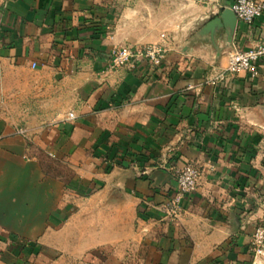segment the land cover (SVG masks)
Returning <instances> with one entry per match:
<instances>
[{
    "label": "crops",
    "instance_id": "1",
    "mask_svg": "<svg viewBox=\"0 0 264 264\" xmlns=\"http://www.w3.org/2000/svg\"><path fill=\"white\" fill-rule=\"evenodd\" d=\"M235 1L0 0V264L82 244H133L142 264H264V57L204 83L264 43V14L207 28ZM151 43L161 66L104 72L115 46ZM188 162L198 188L171 219Z\"/></svg>",
    "mask_w": 264,
    "mask_h": 264
},
{
    "label": "built area",
    "instance_id": "2",
    "mask_svg": "<svg viewBox=\"0 0 264 264\" xmlns=\"http://www.w3.org/2000/svg\"><path fill=\"white\" fill-rule=\"evenodd\" d=\"M239 19L253 24L264 14V0H236L231 6ZM167 47L161 43L146 45H117L111 51V59L104 68V72H113L119 69H134L138 63L148 62L153 67L162 65L166 57ZM264 57V43L248 49H233L228 53L225 67L212 65L206 75L204 83L218 86L228 81L231 75L242 72H258V63ZM37 63H33L35 67ZM78 118L77 111H68L63 121L74 122ZM17 132L22 135L28 133V128L20 126ZM200 169L194 163L188 162L176 170L177 191L163 204L166 216L175 219L182 213V201L198 188ZM252 249L256 254L264 251V224L258 225L252 238Z\"/></svg>",
    "mask_w": 264,
    "mask_h": 264
},
{
    "label": "rangeland",
    "instance_id": "3",
    "mask_svg": "<svg viewBox=\"0 0 264 264\" xmlns=\"http://www.w3.org/2000/svg\"><path fill=\"white\" fill-rule=\"evenodd\" d=\"M264 224V220L260 222ZM259 224V225H260ZM84 244L78 251L71 248L64 252L39 249L33 251V264H142L143 255L138 253L136 246L119 253L121 247L117 245H102L100 247L85 249ZM42 250V252H41ZM118 251V253H116ZM264 255V251L259 253Z\"/></svg>",
    "mask_w": 264,
    "mask_h": 264
},
{
    "label": "water",
    "instance_id": "4",
    "mask_svg": "<svg viewBox=\"0 0 264 264\" xmlns=\"http://www.w3.org/2000/svg\"><path fill=\"white\" fill-rule=\"evenodd\" d=\"M238 16L233 11L231 7H226L223 9L220 16L214 18L207 26L208 27H216L217 25H222L223 23H227L232 29L235 28L238 22Z\"/></svg>",
    "mask_w": 264,
    "mask_h": 264
}]
</instances>
